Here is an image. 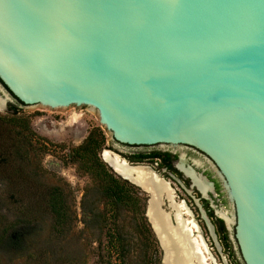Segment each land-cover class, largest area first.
<instances>
[{
	"label": "water",
	"instance_id": "95a60500",
	"mask_svg": "<svg viewBox=\"0 0 264 264\" xmlns=\"http://www.w3.org/2000/svg\"><path fill=\"white\" fill-rule=\"evenodd\" d=\"M0 98L91 106L118 144L203 151L243 264H264V0H0Z\"/></svg>",
	"mask_w": 264,
	"mask_h": 264
},
{
	"label": "rangeland",
	"instance_id": "374dc122",
	"mask_svg": "<svg viewBox=\"0 0 264 264\" xmlns=\"http://www.w3.org/2000/svg\"><path fill=\"white\" fill-rule=\"evenodd\" d=\"M18 107V115L28 117L31 128L52 143L43 147L36 135L26 134L32 137V141L26 146L25 157L17 159L13 166L0 167V228L8 227V237L17 243L9 248L0 244V264H100L95 241L99 236L92 228H86L85 213L81 207L85 187L91 178L78 171L72 156V149L81 145L94 128H100L106 135L104 151L110 149L112 138L100 124L98 111L86 105ZM0 113L11 115L12 111L7 108ZM73 114L79 117L71 123L70 117ZM9 127L20 130L12 125ZM54 187L63 188V193L69 195V204L76 219L66 235L63 233L53 239V219L47 197ZM29 192L38 196V206L43 212L39 226H29L24 222L28 206L26 196ZM222 206H226L225 212L230 211L226 203ZM120 223L129 228L134 221L128 216L121 219ZM205 232L206 245L218 264H243L233 239L235 257L227 248L222 249L220 255L210 231ZM230 236L233 238L232 230ZM162 255L163 250L160 252V263L163 261ZM130 260L133 264L137 261L134 256Z\"/></svg>",
	"mask_w": 264,
	"mask_h": 264
},
{
	"label": "trees",
	"instance_id": "16d2710c",
	"mask_svg": "<svg viewBox=\"0 0 264 264\" xmlns=\"http://www.w3.org/2000/svg\"><path fill=\"white\" fill-rule=\"evenodd\" d=\"M18 105L10 104L11 115L0 113V167L13 166L17 159L25 157L26 146L36 135L43 147L52 141L38 135L32 128L28 117L18 115ZM19 127L20 130L10 128ZM14 133V134H13ZM106 135L100 128L89 132L85 141L72 149V156L78 171L90 175L91 181L85 187L81 207L85 213V226L95 230L98 239L100 264H134L160 263V242L146 217L147 196L137 186L117 175L101 158ZM102 150V151H101ZM63 188L54 187L49 191L48 203L53 219L51 237L66 235L76 219L75 212L69 204V195ZM29 192L26 196V222L29 226L41 224L43 212L38 206V196ZM130 217L134 224L129 228L120 223L121 219ZM8 227L0 228V244L6 248L17 244L8 237ZM225 245L231 250L228 235H224ZM99 243V244H98ZM233 253V252H232ZM163 256V255H162Z\"/></svg>",
	"mask_w": 264,
	"mask_h": 264
},
{
	"label": "flooded vegetation",
	"instance_id": "af4514ba",
	"mask_svg": "<svg viewBox=\"0 0 264 264\" xmlns=\"http://www.w3.org/2000/svg\"><path fill=\"white\" fill-rule=\"evenodd\" d=\"M15 104L20 106V103ZM108 151L117 156L129 168L136 169L141 166V168H148L147 172L151 174L153 178L158 179L159 181L161 180L166 184L167 188L172 192V197L170 199H168L169 197L168 195L166 196V193H160L154 189L155 196H157L159 201V208H161L160 210L162 212L165 214L171 212L169 210H171L172 199L175 204L183 203L189 211L183 212L185 214H182V217L186 220L191 219L197 226L199 225L200 236L203 238L202 240L204 242L206 241L207 234L205 230H209L214 245L217 247L221 255L222 249L226 248L224 239L226 232L231 245V250L229 251L233 252V256L236 254L233 250V238L230 236V230L226 223V218L223 216V213H225L224 207L226 206L223 207L222 205L225 203L229 205L230 202L224 189L222 179L207 154L186 144L143 146L118 144L113 140ZM103 153L104 150L101 152V157L103 161H105L102 156ZM108 166L111 167L117 175L139 187L146 194V217L154 230L155 226L152 225L149 218L150 213L148 212V209L150 211L149 207L152 197L151 190H147L150 184L146 189L142 184L140 186L138 185L139 183L132 180V178L118 172L111 164H108ZM136 173L138 172H131V176L133 178L140 176L139 173ZM195 179L203 181L209 186V189L206 192H203L195 182ZM227 212L229 214V211ZM175 213L176 212L173 214L170 213L169 218H171L173 226L176 227L177 221ZM213 228L214 232L212 231ZM155 234L160 242L156 232Z\"/></svg>",
	"mask_w": 264,
	"mask_h": 264
},
{
	"label": "bare ground",
	"instance_id": "6f19581e",
	"mask_svg": "<svg viewBox=\"0 0 264 264\" xmlns=\"http://www.w3.org/2000/svg\"><path fill=\"white\" fill-rule=\"evenodd\" d=\"M2 104L3 100L0 98V107H2ZM78 117L77 114H73L70 117V122L76 121ZM103 158L108 164H111L118 172L132 178V180H135L139 184H142L146 189L147 186L151 184V186L154 187L155 191L160 193H166V196L168 195L169 197L168 199L172 197V192L170 191V189L167 188L166 184L161 180L159 181L158 179L153 178V176L147 172L148 168H141L142 166L136 169L129 168L124 162H122L117 156L113 155L108 150L104 151ZM133 171H137L140 176H138L137 178H133L131 176V172ZM195 182L199 185L203 192H206L209 189V186L206 185L203 181L195 179ZM172 200L171 210L169 211H171V214L176 212L175 217L177 221V226L174 229L173 234L169 224L165 219V217L169 218L170 213L165 214L160 210L161 208H159V201L157 199V196H154L151 200L149 211V218L152 222V225L157 228L160 240H163L165 242V250L167 251L166 253L171 256V264H188L187 261H185V259L183 258L184 255H181V250L183 248L181 244L183 242L182 240L184 239L185 243L190 246L188 251L192 253V264H218L215 260L216 258L212 255L210 249H208L207 245L202 240L203 238H201L200 236V229L198 228L199 225L197 226L196 223L191 219L186 220L182 217V214H185L183 212L189 211L188 208L183 203L175 204ZM223 216L226 218L228 225L230 224V222H233V218L229 216L228 212L223 213ZM176 230H178L182 234V236L175 234ZM172 235L173 237L169 240ZM184 250L186 251V247L184 248Z\"/></svg>",
	"mask_w": 264,
	"mask_h": 264
}]
</instances>
